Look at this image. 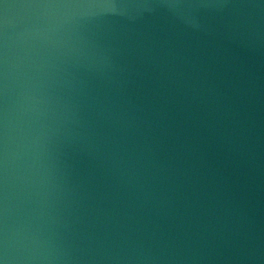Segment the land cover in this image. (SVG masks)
I'll use <instances>...</instances> for the list:
<instances>
[{
	"label": "water",
	"instance_id": "obj_1",
	"mask_svg": "<svg viewBox=\"0 0 264 264\" xmlns=\"http://www.w3.org/2000/svg\"><path fill=\"white\" fill-rule=\"evenodd\" d=\"M0 264H264V0H0Z\"/></svg>",
	"mask_w": 264,
	"mask_h": 264
}]
</instances>
